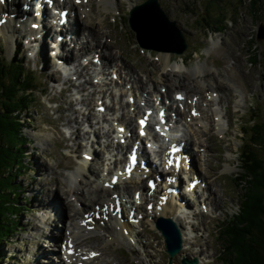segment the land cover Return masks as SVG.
Here are the masks:
<instances>
[{
    "label": "rangeland",
    "instance_id": "rangeland-1",
    "mask_svg": "<svg viewBox=\"0 0 264 264\" xmlns=\"http://www.w3.org/2000/svg\"><path fill=\"white\" fill-rule=\"evenodd\" d=\"M113 1H115L113 6H107L109 10L104 9L103 5L94 2L96 11H91L95 19L92 20L91 24L93 26H90V29H100L99 26H101L102 31L108 32L106 33L107 35L102 34L103 36L100 37V40H102L103 43H110L109 46H112L111 53H114L119 60L103 65L102 61H104V57L102 55L108 51V47H101L99 42L89 40V42L91 41L93 43V45L91 43L93 47L86 52V55L92 59L94 52L97 53V56L100 54L101 64L104 67L103 70L106 72L105 75H101L102 79H98V81L93 80V83H95L94 86L91 85L90 75L78 79L77 74H69L77 84L73 82L75 86L73 87L69 82L67 83L69 86L61 90L62 85L58 80L61 79L62 75L58 73L50 74L51 71L49 69L51 68L52 71L56 70L55 65L50 66L49 69L46 68V63L54 62L50 54L47 58H44V55L39 52L36 55L34 50L29 49L23 53L26 55L22 58V55H17L15 51L13 53L11 52L12 49L14 50V39L10 42L8 38L0 32V58L11 60L17 56V60L25 62L26 69L35 72V75L41 80L42 84L45 82V85L42 87H45V90L41 88V91L35 94L36 103L33 109L34 121H32V129H24L23 133H21L26 137L28 134L32 141V144L26 147L25 163L28 169L21 171L15 181L21 186L19 189L21 193V195H19V200L25 209H21L19 213L16 212L12 216L17 218L18 225L13 235L0 244V264H60L55 258H52V256L62 253L60 251V243L57 242L59 238L51 236L52 233H48V231L52 228L55 231V235L65 233V237L63 236L61 241L66 242L68 234L74 232L71 222L67 220L69 218L67 216L68 214L76 225L74 227L83 228L78 226V221L76 220H79L78 213L75 216V210L64 208L62 202H71V204L79 210L84 208L82 203H86L84 199L80 200L69 190L70 187H73L71 186L73 185V181L70 178V174L74 171L85 169L84 164H86V168L91 164L93 165V170H98L97 177H99L98 175L106 176L105 174L107 171L115 172L113 170L114 168H109V158L119 157V161L127 159V155L130 151L129 147L127 149L126 146L122 147L121 150L128 151H123V154L120 153L118 156H115L117 151L110 149L108 146V142H110L111 138L107 140V138L103 136L105 130L111 128L110 133H112L115 127L116 131L113 133L115 136H112V138L116 139V141L120 140V131H122L120 122H114V127L112 121L115 120L113 119H109L107 123L103 122V124L100 125H103L104 131L100 128L99 135L94 134V129L99 128V125L90 127L88 122H86L85 129L90 130L91 134L89 137L86 136L87 138L81 136L84 135V128H82L84 123L81 122V119L84 112L87 114L89 109L85 110V107L82 108L83 105L79 102L80 99L86 98L89 92L94 89L97 92L96 97L95 94L93 95L91 106L96 105L95 102L98 103L99 105H96L97 110L100 108L101 101L105 102V104H114L115 109L108 111L109 113L107 114L112 118L113 113L117 115L122 113V109L120 108L121 99H119L121 92L126 94L122 101H128V99H130V104L133 103L132 98H143L138 92L136 96L134 88L131 87L132 83L126 84V80H124V82L121 78L126 75L125 70H120L123 69L122 67L126 66V63L129 64V67L135 69L138 72L137 74H140L145 82H148V86L152 85L156 88L154 92L153 90L150 92L154 100L153 110L155 117V107H160L162 95L165 97V101L168 98L165 94L166 91H162L168 88V84L174 85V82L178 78L180 79L182 77V79L186 81L184 83L190 82L193 86L205 85V87L209 86L211 90H215L213 93L217 96V99L213 103L210 104L207 99L201 101L203 114L205 113L206 116L205 120L201 119L202 116L198 117V119L190 118V107L186 109V111L180 108L183 111V113L179 115L181 121L180 125L182 126L179 131L170 130L169 136L172 139L176 138L175 135L183 137V135L187 136L190 133V137H193L194 142L192 144V149L189 146V150L197 157L195 161L197 173L201 178L202 176H207L209 178L208 181L214 180L216 176H218V180L216 179L212 184L213 187H211L217 191V200L219 198L220 200L222 199V203L220 204V200H218L217 210H204L202 211L203 214L198 213V216L194 217L193 210L197 209L195 201H191L192 206H185L182 202L173 198V206H179L181 207L180 209L183 210L180 214V217L183 216L180 221L187 226L186 228L189 234L195 232L194 234L196 235L193 234V236L199 239V242L195 244L198 248H196L192 254L186 255L180 252L173 257L170 263L169 253L165 249L163 235L155 228V225H152V219L150 221L145 218L142 225L133 228L135 231L132 232L134 234V241L132 243L135 248L133 250H130L121 240L120 242L119 239L115 238H120L122 236L111 231L109 225L104 224L105 226H103L113 235L112 240L114 241H108L111 240V235L106 232V230L104 231L103 228L95 230V232H100L104 236L99 235L102 241L98 246L100 251H98L99 255L97 257L99 258L95 263L108 264V260L110 258H115L116 255L123 258L124 261H127L129 264H185L182 261L184 258H197L198 261L196 264L225 263L221 257L225 258L227 254L224 252L222 255L221 249H224V247L222 246V239L218 238V236L231 215L240 212L238 206L241 204L242 194L245 191L244 185L239 186L234 179H231L241 172H244L242 166L239 164V159L241 157L240 150L246 138V136L243 135L242 126L250 117V113L253 110L251 109V105L257 103L259 107L264 108V38L260 40L256 39L261 26L263 25L264 27V7H262L261 12L256 16L257 13H254L249 7V0H243V3L241 0H158L168 20H175L176 26L180 28L185 35L188 46L182 53H178L175 49L181 47L180 41L172 32L171 26L165 21L163 12L156 11L154 19L157 24H155L153 20L152 22L144 20L147 27H153V29L158 27V31L156 32L155 30L156 33H154V37L151 40L148 38V43L145 42L144 45H140L136 37L132 35L134 31L125 26L122 15H125V19L128 20L130 11L137 3L144 2L145 0H135L133 2L134 7L129 6L131 4L130 0H117V2H122L121 7H118L116 0ZM215 10H217L216 13L214 12ZM207 12H210L211 17L214 19H219L224 15V25L222 26L219 24L218 27L213 26L209 28L204 22ZM221 12L222 16H214ZM89 17H91V19L93 18L87 15L86 19L91 20ZM149 23H151V25ZM87 33H89V31H87ZM87 33L80 35L83 43L87 39ZM79 46L80 43L73 49H79ZM69 47L68 45V48ZM33 53L34 55H32ZM78 53L83 55L81 52ZM254 53L257 55L254 56ZM170 56L171 59H169L168 62L165 61V59L168 57L170 58ZM253 58H255V61H253ZM116 64L118 65L115 66ZM75 66H77V64L68 68L71 70L70 72H76ZM142 69L146 72H143L144 70ZM204 69L206 71L210 69L212 72L202 75L204 74ZM103 79L105 81H113L110 87L119 94L118 97L114 95L110 97L108 93L106 96L101 95V99H98L100 90L103 89L99 84L103 82ZM89 81L90 84H88ZM81 82L86 84L87 87L85 90L78 88V84ZM190 88H193L194 92H198V89L194 87ZM177 90L175 86L170 89L172 98ZM42 93H45V95ZM211 94L212 93L209 92L205 97ZM130 95L132 97H130ZM72 99L76 103V105L74 103L75 109L78 107L81 110V112L76 114L80 122H74V120H71V122L68 121L69 117L72 118V112L68 109V104ZM190 100L191 99L187 96L186 103ZM129 109L128 110L131 111V105ZM128 110L126 109V112L124 111L125 116L127 118L132 116V121L137 126L138 117H135L133 112L128 113ZM87 116L91 115H84L83 121L88 120L93 123V119H88ZM169 118L171 117L169 116ZM171 120L173 121V118H171ZM55 121H58L59 125H56L54 123ZM130 125H132V123ZM174 127H176V125ZM74 129L75 131L73 132ZM78 129L81 130L79 133L77 131ZM201 131L203 132L201 133ZM71 132H73V136H71ZM204 132L205 134H203ZM64 136L67 137V140L64 139V141H68L70 145L74 147H65L64 144H61V138ZM70 137H76L74 140L77 138H79V140L77 139V143L75 144L74 140ZM208 139V144L211 148L207 147L206 149L205 146L201 147L200 142H207ZM145 140L147 143L146 138ZM150 145L151 147L155 146L158 155L161 153L160 144L151 141ZM94 151L93 160L86 157L88 153ZM110 152H112V154ZM209 160L211 161L209 162ZM216 165H219V168L214 169ZM111 167H113L112 162ZM91 174H89L90 177L96 178V173L92 176ZM110 176L111 175L99 178L104 181H109ZM132 178L133 180L130 178L129 181H126L128 187H130V184H134L136 177ZM143 182L145 181L143 180L140 183ZM126 183L124 182V185ZM183 184L185 186V182H179V185L183 186ZM124 185H118V187H120L117 188V191L121 193L123 198L127 199V201L124 202L129 206L126 211V213H129L132 205L130 199L133 197L135 188H131L125 193L122 190ZM143 187H145V184L141 185L139 188ZM118 192L116 194H119ZM128 192L130 193L129 195L127 194ZM210 192V189L207 191L205 187H203V198L206 197L204 199H206L207 202L209 201L208 197L210 196ZM213 193L216 192L213 191ZM187 197L190 198L191 194ZM210 198H212V196H210ZM148 200L153 199L151 197L145 198L144 202L141 204L142 210H147V207H149L146 203L149 202ZM95 201L88 203L87 207L84 209L93 207ZM57 202L60 203L59 208H57ZM206 205L208 206V203ZM185 216H187L186 219L193 225L186 223ZM91 226L93 225L90 224V227ZM92 232L93 231H91V233H86L85 236L81 238L82 241L78 244L80 246H78V253L76 254H79L81 248H85L86 251H89V249L95 251L93 249L96 248L92 247V243L84 239L88 235H93ZM138 232L141 234L138 235ZM77 235L78 233L76 230V232L70 236L76 238ZM146 241L152 242L150 247L145 245ZM146 244L149 245L148 242H146ZM197 250H200V252H197ZM153 252L157 254L152 256L150 253ZM117 261L120 263L119 260Z\"/></svg>",
    "mask_w": 264,
    "mask_h": 264
},
{
    "label": "bare ground",
    "instance_id": "bare-ground-1",
    "mask_svg": "<svg viewBox=\"0 0 264 264\" xmlns=\"http://www.w3.org/2000/svg\"><path fill=\"white\" fill-rule=\"evenodd\" d=\"M89 1H90L89 4L91 6V10H90V6L86 5L84 2H82L81 4H78L77 1L73 2V0H67L66 2H64V4H63L64 8H68L69 12H70V13H68V22H67L68 24L64 25L63 29H60L59 32H56V31L53 32V31H51L49 29V23L50 22L48 21V18H47V12H51L52 11L51 10L52 7L57 8L59 10V6L60 5L56 4V5L50 6V7H42V5H40L41 11L36 10V11H34L33 14L29 13V15H31V16H37L38 23L35 25V27L32 28L28 23H26L25 26H19L18 27L19 18L17 17V14L21 13L19 11L21 10V6L23 4V1L22 0H12V1L11 0H4L3 3H0V21H3L2 23H0V32L6 38H8V40L10 42H11L12 39H14V50L12 49V51H11L12 53L15 51V40H16V38L17 37H22V38H25L28 48L31 49V50H34L36 55L39 52L40 54L45 56L46 49L50 48L47 45V43H48L49 38H51L52 41H54L57 44L56 47H57L58 53H56L55 60H54L53 63L52 62L51 63H46V65H47L46 68L49 69L50 66L55 65L56 70L58 72L63 73V71H61L60 69L63 68L62 66H64L65 63H67V65H69V66L77 64V66H75L76 67V72H73V73L71 72L70 74H73V75L77 74L78 75V79L79 78H85L86 76L90 75L89 78L91 79V85L94 86L95 83H93V80L94 81H98V79H102V78H98V75H100V74H104L105 75L106 72L103 70L104 67L100 63H98V62L94 63V61H91V59L89 61L84 59V57H86V55H84V54H86V52L91 50L92 47H93L92 46L93 43L91 41L89 42V40H93L95 42H99V45L101 47H104V48L108 47V51H106L105 54L102 53L103 54L102 56L104 57V61H102L103 65H105V63L109 64V63H112L114 61L117 62L119 60H118V58H116V55L114 53H111L112 52V50H111L112 46L111 47L109 46L110 43H108V44L106 42L103 43L102 40H100V37H102L103 35H107L106 33H108V32L102 31L101 30V28H102L101 26H99L100 29H95V30H93V29L91 30L90 29V26H93L91 24V22H92V20L95 19V17H93V14L91 13V11L92 12L96 11V9L94 8V2L102 1L101 5L104 6V9L109 10V8L107 6H110V5L113 6L115 4V1H113V0H89ZM130 1H131V4L129 6L130 7H134L133 6V2L135 0H130ZM40 3L42 4V3H44V1L42 0ZM53 3H55V2L53 1ZM121 3H120V1L117 2V0H116V4L118 5V7L122 6ZM29 4H32V3L30 2ZM150 7L151 6H150L149 2L148 3L145 2V4H144V2L137 3L136 6L133 8L134 21H135V19H145V18H147V19H145V20H147V22L149 20H151V22H152V20H155L154 19L155 18V13H156V11H159V9L158 8H153V10H151ZM19 8H20V10H19ZM46 8H48V11H47ZM84 9H86V10H84ZM53 11L55 13L54 9H53ZM19 15L23 16V14H19ZM55 15H56V13H55ZM79 15H80V19H79ZM87 15L88 16H92L93 18L91 19V17H89L91 20H87L86 19ZM54 19H55L56 23H59V21H61V18L59 16H54ZM29 20H30V18H29ZM26 22H28V19H26ZM34 22H36V21H34ZM74 23H75V25H74ZM149 24L151 25V23H149ZM155 29H156V32H157L158 31V27H156ZM69 31L72 32L73 35L70 34L71 35L70 36L69 35ZM87 31H89V33H87ZM172 32L174 33L173 30H172ZM85 33H87L86 34V38L87 39L84 42L86 44L83 43V40L81 39V36H80V35L85 34ZM60 36H63V38L61 39ZM143 42L148 43V38H145V40ZM78 43H80L79 49H73V48H76ZM91 43H92V45H91ZM68 45L70 46L69 48H68ZM47 46H48V48H47ZM95 46H97V45H95ZM78 52L83 53V55H80ZM107 53H110V54H107ZM106 54H107V56H106ZM98 55H100V54H98ZM94 57H95V54H94ZM169 59H171V56H170V58L168 57L167 59H165V61L168 62ZM82 60L88 61V62L84 63ZM94 65L97 66V67L102 68V71H99L98 68H94L93 67ZM117 65L118 64H116L115 66H117ZM125 65L127 67L124 66V67H122L123 69L119 68L120 70H125V73H126L125 77H121L122 80L123 81L126 80V84L132 83L131 87L134 88L136 96H137V92H138V93H140V95L143 98L137 99V97H135V101L132 104H130L129 101H122L123 97L126 94L121 92V94L119 95L117 92H115L110 87V85L112 84L113 81H105L103 79L102 80L103 82L101 84H99V86L103 87V89L100 90V94L98 96L99 97L98 99H101L100 98L101 95L102 96H106V94H108V93H109L110 97H111V95H114L116 97H118V95H119V99H121L120 100V108L122 109V113H120L117 117H114V113L112 114L113 115L112 118L110 116L107 117V114L109 113L108 111H111V110L115 109V107H114V104L110 105V104H105V102H104L105 107H106V112L104 114H99V119H101V120L102 119H104V120L105 119L106 120H109V119L116 120L117 119V121H120L121 123L126 124L130 131H132L135 134H137L136 131H138V133H139V130H140L139 122H138V125L136 126V124L133 123V121H132V116L130 118H127L125 116L126 109L128 110L129 106L131 105L132 109H131V111H129L130 110L129 109L128 113L133 112L134 116H137L138 119L143 117L144 114L149 113L150 112L149 108H151L153 106V104H154V100H153V97L150 95V92H151V90H153V92H154L156 90V88L154 86H152V85L148 86L149 85L148 82H145L143 77H141L140 74H137L138 72L135 69L129 67L128 66L129 64L126 63ZM75 67H74V69H75ZM95 70H97L99 72L98 75L94 74ZM142 70H144V69H142ZM143 72H146V71L144 70ZM200 72H202V71H200ZM211 72L212 71L210 69H208L207 71L204 69V74H202V75H206V74H209ZM52 73H56L57 74V72H52ZM192 74H193V72H192ZM83 76H85V77H83ZM64 81L65 82H71V85H73V86H74V83H76V81L71 76L64 77ZM58 82H60V80H58ZM184 82H186V81L184 79H182V77H181L180 79L178 78L174 82V85H169L168 84V88L166 89V93L165 94H167L168 98H171L170 89L173 88L174 86L177 89L184 90L186 92V94L189 95L190 98L194 97V98L197 99V100L192 102L193 103V107L197 108L198 112L202 113V115H201L202 118L201 119L205 120L206 116H205V113L203 114V108H202V105H201L199 99L201 97L207 95V93L209 91L213 92L214 90H211L209 86H207V87H205V85H194L193 86L190 82H187V83H184ZM88 84H90V81L88 82ZM105 86H106V88H105ZM86 87H87L86 84L83 83V82L78 84V88H80L81 90H85ZM190 87H194V88L198 89V92H194L193 88H190ZM179 91L182 92L181 90H178L177 92H179ZM96 92L97 91L94 90V89L91 90L86 98H83L82 100L80 99V101H79L83 105L82 108L85 107V110L89 109L87 111V114H86V112H84L83 117L81 119V122L84 123V125H82V128H84L83 129L84 130V135H81V136L84 137V138L89 137L90 132H91L90 130L85 129L86 122H88L90 127H96V125L99 124V120L94 122V119L98 118L96 105L98 106L99 104L95 102L96 105L91 106V101L93 100V95L95 94V97H96ZM190 93H191V95H190ZM135 94H134V96H135ZM112 100H113V98H112ZM74 103H75V101L72 99V100H70V102L68 104V107H69L68 109L72 112V118L71 117L68 118L69 122H71V120H74V122H78L79 121L77 119L78 115H76V114L78 112H81V110L78 107L75 109ZM75 105H76V103H75ZM174 106H175V104H169L168 108L169 109H174ZM179 106H180V104L178 105V107ZM178 107H176V109H175L176 111H178L177 114H179V113L182 114L183 111L181 109H179L180 107L179 108ZM193 107H191V108H193ZM89 114L91 116H87V118L88 119L92 118L93 119V123H91L92 121H88V120L83 121L84 115L86 116V115H89ZM60 118L63 120V118L61 116H60ZM112 122H114V121H112ZM54 123L56 125H59L58 121H55ZM129 123L130 124L132 123V125H130ZM133 124H134V126H133ZM67 125H68V122H67ZM100 128H103V126H100L99 128H95L94 129V134L95 135H97V134L99 135ZM75 129L73 130V132L75 131ZM77 131L79 133V131H81V130L78 129ZM73 132H71V136L74 135V134H72ZM110 132H111V128L105 130L104 131V135L109 138V136L111 135ZM113 132H114V130H113ZM202 132L203 131H201V133ZM203 134H205V132ZM155 135L156 134L154 133V136ZM196 135H197V133H196ZM78 136H79V134H78ZM188 137H190V136H187L185 138H188ZM70 138L72 140H74L76 137H74V138L70 137ZM137 138H139V134H138ZM64 139L67 140V137L64 136V137L61 138V141H62L61 144H64L65 147H74V146L70 145V143L68 141H64ZM77 139L79 140V138H77ZM77 139L74 140L75 144L77 143L76 142ZM188 141L192 145L193 142H194L193 137H190L188 139ZM208 142H209V139L207 140V142L201 141L200 142V144H201L200 146L201 147L205 146L206 149H207V147L211 148L209 146ZM207 144H208V146H207ZM108 145H110V143H108ZM127 145H129V146H127ZM127 145H123L120 142H118V144H117L118 150L122 149V147H125V146H126V149L129 147L130 150L134 147V146H132L131 142H129ZM123 151L124 150H122V152ZM127 151L128 150H125L124 152H127ZM141 151H143V150L141 149ZM142 155L144 156L143 153H142ZM192 155H193V153H192ZM193 156L195 158L193 166H195V161H196L197 157H196L195 154ZM210 161L211 160H209V162ZM113 162L117 163V159H115V161H113ZM165 165H166V162H165ZM84 166H85L84 167L85 169H83V167H82L83 170H77V171H74V172H72L70 174L71 175L70 178L73 181V185H71V186H73V187H70L69 190L72 193H74L80 200H82V199L85 200L86 203H82L84 208L87 207L88 203H90L92 201H95V200L96 201L94 202V206L93 207H90L89 209L82 208V210L76 209L73 206V204H71V202H67V201L65 203L62 202V205H64V208H69V209L75 210V214H74L75 216L78 213L77 215H78L79 220L78 219H76V220L78 221V226L83 228V229H80L78 227H74V226H76L74 224V221H72V218L69 216V214L68 215L66 214L70 218V219L68 218L67 220L71 222V226L74 228L73 231L76 232L75 228H77V233H78L77 237L74 238V237L70 236L74 232H70L68 234V238L66 237V242L62 241V243H61V248H60L61 251L63 250V247L67 243L66 248H65V254H66L67 258L69 259V263L68 264H96L95 262L99 258L96 255H89L88 259H85V258L78 259V258H74L75 257V253L74 254H67V250L71 246L70 243L74 242L72 247H74V248L76 247L77 248L78 246H80L78 244L81 243V241H82L81 238L83 236H85L86 233H91V231H93L92 232L93 235H88L84 239L87 242L92 243V247L96 248V249H93V250L100 251L98 246L100 245V243L102 241L101 237L99 236V235H101V233L100 232H95V229H92L95 226H93L92 228L89 227L90 223H89V221L87 219L88 216L86 217V215L84 214V213H87V212H90V214H94L96 219L93 221V223L96 225V229L99 228V227L101 228L102 222L104 221L103 224L109 225L111 231H113L114 233L122 236L120 238H118V237H115V238L119 239V241L121 240L125 245H127L129 247L130 250L131 249L132 250L135 249L133 243L130 240L131 238H134V234L132 232H135L133 230V228H135V226L133 225V227H132V225L127 224V222H126L127 220L125 221V218H126L125 214L131 216L130 211H129V213L123 212V210L126 209V208L125 207H120L119 208V212L121 213V217L120 218H118V213L116 211V208H117V205H118L119 201H118V198L116 197L115 193L118 192L117 188H119L122 185H120L119 187L116 186L115 187L116 190H115L114 186H112L111 180H110V183H109V181H104L101 178L97 177L98 170H96L97 172L95 171V169L93 170V165L90 164V166H88V168H86V164H84ZM218 166L219 165H216L214 169L219 168ZM78 168H80V167H78ZM110 168H111V165H110ZM87 170L92 171L91 176L93 174L95 175V173H96V175H95L96 178L90 177V175L88 174ZM193 171L197 172V166L194 167ZM111 173H112V171H111ZM176 173H177V169L175 167H173L172 170H170V171H168L166 173V176H168L169 179H172L171 176L175 175ZM113 175L114 174H112L111 179H112ZM190 176L192 177L193 174H191ZM190 176H189V179H191ZM217 177L218 176H216V178L214 180L208 181L209 178L207 176L206 177L202 176V179H203L202 182L203 181L205 182L207 190L208 189L211 190L209 195L212 196V198H210V196L208 197L210 203L207 202L206 199H204L206 197H204L202 204L209 203L210 207L209 206H207V207L210 208L211 210L212 209H216L217 204H218V200H220V198L217 200V191L212 188L213 187L212 184H213L214 181H216ZM193 178H196V176H194ZM145 179H150V177H145ZM126 181H128V180H126ZM126 181H124V182L126 183ZM167 181L168 180H165L164 187L161 184L162 193L160 194V200H159V203H158L159 205L157 204L156 212L154 213V215L153 214L152 215H146V218L148 220H150V221H151V219L153 220V221H151L152 225H154V222L157 220L158 217L172 218L173 220H175V222L178 223V225L181 228H183V222L180 221L181 217H183V216L180 217V214H181V212H183V210H181L180 209L181 207H179V206H173V201H174L173 198H175V196L174 195H170V198H169V196L167 195V192H166L167 191V186L168 187L171 186V183H167ZM143 184H145V187H146V185H147L146 182L138 183V184H135V185H130V187H128V185L126 183L124 185V188L122 187V190L124 192H126L129 189H131V188L132 189L136 188L137 190L141 191V189L139 187L141 185H143ZM199 186H200V184L196 188H194V190L192 192H190V193L187 192V194L188 195L191 194L192 198L196 197L199 200L200 204H201V200L199 198L202 197V195L200 194V191H198L199 190ZM145 187H143V188H145ZM172 188H176V186L172 185ZM137 190H135V192H137ZM213 191H215L216 193H213ZM135 192H134V195H135ZM128 194H130V193L128 192ZM182 195H183V193H182ZM219 197H221V196H219ZM168 198H169V200H168ZM49 200H50V198H49ZM182 200H187L186 201L187 205L191 204V200L188 199L186 196H184ZM148 201L150 202L151 200H148ZM73 203H74V201H73ZM221 203H222V199L220 200V204ZM79 205H80V202H79ZM160 206H161V208H159ZM59 207H60V203L57 202V208H59ZM199 207L200 206L197 205V209L194 210V214H193L194 217H197L196 214L198 212H195V211H197L199 209ZM136 209L137 208L134 206V204H132V207L130 208V210H135V213H138V210L136 211ZM133 216H135V214ZM184 218L186 220V223H190L191 224V222H189L186 219V216ZM120 219L122 221H120ZM64 220H65V218H64ZM142 224H143V221H141L139 225H142ZM191 225H193V224H191ZM185 230L186 231L183 232V241H184L183 253H185L187 255V254H192L196 250V248H198V246H196L195 244L197 242H199V239H198V237L194 238L193 235L188 234L187 229H185ZM54 232L55 231L52 228L48 231V233H52L51 236H55V238H59L57 242H61V239L63 238V236L65 237V233H62L61 235L60 234L55 235ZM108 233H110V232H108ZM127 233H128V236H127ZM137 234L140 235L141 233L138 232ZM149 234H151V233H149ZM110 235H111V233H110ZM101 236H103V235H101ZM112 239H113V235H111V240H108V239L107 240L109 242L110 241H114ZM115 241H117V240H115ZM146 242H148L149 245H147ZM146 242H145V245L150 247L152 242L151 241H146ZM86 244H88V243H86ZM118 245H119V242H118ZM97 249H99V250H97ZM188 250H190V251H188ZM197 252H200V250H197ZM90 253H91V250L89 249V251L87 253L84 252L83 254H90ZM136 253H137V251H136ZM150 254L152 256H155V254H157V253L153 252V253H150ZM117 260H119L120 263ZM121 263L122 264H129L127 261H124V259L120 258L118 255H116L115 258H110L108 260V264H121ZM49 264H55V263H49Z\"/></svg>",
    "mask_w": 264,
    "mask_h": 264
},
{
    "label": "trees",
    "instance_id": "trees-1",
    "mask_svg": "<svg viewBox=\"0 0 264 264\" xmlns=\"http://www.w3.org/2000/svg\"><path fill=\"white\" fill-rule=\"evenodd\" d=\"M249 7L258 16L264 0H249ZM218 15L222 12L214 16ZM224 21V15L214 19L210 12L204 18L209 28L223 26ZM31 89H37V85L24 64L0 58V244L15 232L18 220L12 216L25 209L13 199L20 195V185L15 181L28 169L25 156L29 140L21 133L29 125L30 120L25 118L34 107ZM249 121L253 123L247 122L248 127L243 128L246 138L240 151L244 173L234 178L237 185L245 186L240 214L221 231L223 252L227 254L221 257L224 264H264V119L254 112Z\"/></svg>",
    "mask_w": 264,
    "mask_h": 264
},
{
    "label": "water",
    "instance_id": "water-1",
    "mask_svg": "<svg viewBox=\"0 0 264 264\" xmlns=\"http://www.w3.org/2000/svg\"><path fill=\"white\" fill-rule=\"evenodd\" d=\"M145 2H149L150 9L153 10V8H158L160 12H163L165 15V21L171 26V30H174V35L177 36V39L180 40L181 47L178 49H175V51L181 53L187 48V43L184 37L183 31L176 26L175 20H168L166 13L161 9L159 1L158 0H146ZM144 2V4H145ZM147 19V18H145ZM145 19H135L131 18L130 25L131 27L137 31V37L141 44H143L145 38H150V40L154 37L155 30L153 27H147ZM147 21V20H146ZM155 24H157L156 20H153ZM148 22H151L149 20ZM144 23V25H143ZM143 26L145 29H143ZM145 30V31H144ZM154 31V32H153ZM264 38V27L261 26L259 33L257 34V39H263ZM157 226L159 229H161L166 237L167 240V250L171 253V256H174L177 252H180L182 249V236L179 228L177 227L176 223L171 220L170 218H160V220L157 222ZM185 263H194L190 262L188 260H184Z\"/></svg>",
    "mask_w": 264,
    "mask_h": 264
},
{
    "label": "snow or ice",
    "instance_id": "snow-or-ice-1",
    "mask_svg": "<svg viewBox=\"0 0 264 264\" xmlns=\"http://www.w3.org/2000/svg\"><path fill=\"white\" fill-rule=\"evenodd\" d=\"M4 0H0V3H3ZM3 21H0V23H2ZM33 27H35V25H33ZM179 95V94H178ZM182 98V97H181ZM193 114H196L195 111ZM145 121L144 120H141V124H143ZM92 255H96V253H93Z\"/></svg>",
    "mask_w": 264,
    "mask_h": 264
}]
</instances>
